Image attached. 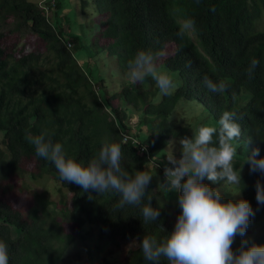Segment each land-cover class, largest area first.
I'll return each instance as SVG.
<instances>
[{"label": "trees", "instance_id": "16d2710c", "mask_svg": "<svg viewBox=\"0 0 264 264\" xmlns=\"http://www.w3.org/2000/svg\"><path fill=\"white\" fill-rule=\"evenodd\" d=\"M90 2L92 11L100 16L91 55L104 52L114 57L124 75L138 50L150 51L155 58L160 56L157 65H162L177 85L171 95L160 94L156 100L157 87L151 78L147 87L129 82L109 93L99 72L78 64L61 29L56 30L47 18L40 5L49 8V0L42 4L0 0V240L8 245L9 264H59L75 237H82L80 229L85 222L95 223L98 239L111 246H116L118 239L134 241L124 264H153L143 258L139 240L143 235L163 237L171 232L180 212L177 194L166 193L153 179L146 191L160 216L149 223L143 222L138 206L116 210L118 195L96 196L94 191L84 192L74 183L62 182L51 162L36 157L34 147L25 140L26 132L38 134L47 129L54 142L63 144L67 155L85 163L107 138L120 144L122 165L131 174L153 159V169L163 178L164 155L168 153H163L164 149L172 137H179L170 115L179 107L175 108L178 100H196L201 105L200 125L216 126L224 111L237 112L242 133L234 167L239 168L245 153L254 147L264 157V30L253 28L264 10V0ZM52 6L58 7V0ZM183 18L195 21V31L181 41L176 20ZM13 35L15 42L2 41ZM21 35L34 36L43 50L15 51ZM170 44L172 51L164 56L162 51ZM252 58L258 59L259 65L249 79L246 69ZM204 76L228 81L229 88L223 93L211 92L203 83ZM128 111L138 116L136 131L125 122ZM188 130L192 135V129ZM122 133L135 137L137 143L125 140ZM174 153L179 157V151ZM240 175L239 194L235 197L227 191L237 189L221 183L222 198L246 199L255 213L250 223L264 220V205L257 203L255 190L257 181L264 186V173L250 172L244 163ZM25 176L32 180L48 176L67 190L69 200L59 209V219L49 215L51 202L45 190L33 191L34 205L26 211L8 198L17 180ZM147 202L145 197L143 203ZM66 224L75 225L77 232L65 231ZM255 241L264 245V234ZM96 264L109 262L101 259ZM159 264L167 261L162 259Z\"/></svg>", "mask_w": 264, "mask_h": 264}, {"label": "clouds", "instance_id": "9594fccd", "mask_svg": "<svg viewBox=\"0 0 264 264\" xmlns=\"http://www.w3.org/2000/svg\"><path fill=\"white\" fill-rule=\"evenodd\" d=\"M177 37L184 38L195 31L191 18L177 19ZM259 60L252 58L246 73L252 78ZM127 78L132 84L142 83L146 78L155 82L162 96L171 95L173 78L157 67L155 56L150 51L138 50L127 64ZM205 87L214 93H223L229 88L225 80L213 81L204 76ZM241 125L236 111H224L217 125H201L192 130L191 137L178 139L180 155L172 150L165 154L167 163L163 168L160 188L166 193L175 192L180 212L174 228L163 237L143 235L138 245L143 258L153 264L162 259L167 264H264V245L249 243L245 233L250 218L255 215L246 199L225 200L219 185L235 188L227 191L239 194L241 171L247 163L250 172L264 173V157L254 147L244 155L240 167L234 165L238 155ZM215 136V141H214ZM52 134L43 129L38 134L25 133V140L32 145L36 157L51 162L62 182L74 183L84 192L94 191L97 195H118L114 208L138 206L144 223L157 221L158 207L151 204L148 185L153 174L137 170L131 174L122 165V151L119 143L104 138L99 150L86 163L67 155L62 143L54 142ZM171 165V166H169ZM218 185L210 187L209 183ZM256 201L264 205V186L255 185ZM147 197V203H143ZM93 199L91 195L88 197ZM241 238L240 245L233 251L235 238ZM0 264H9L8 245L0 240Z\"/></svg>", "mask_w": 264, "mask_h": 264}, {"label": "rangeland", "instance_id": "374dc122", "mask_svg": "<svg viewBox=\"0 0 264 264\" xmlns=\"http://www.w3.org/2000/svg\"><path fill=\"white\" fill-rule=\"evenodd\" d=\"M37 3H41L43 0H31ZM92 1V0H91ZM50 7L47 8L45 14L47 18L52 22L56 30L59 28L63 33V39L66 43V47L72 51L76 61L82 67L90 66L94 69V72L98 71L102 76L106 91L109 93L117 92L123 85L129 84L127 73L121 75L117 69L114 57L106 55L104 52L93 54L95 47L92 45V39L95 36L97 30V20L99 15L93 12L91 9L90 0H58V7L54 8L52 4L54 0H49ZM84 3V4H83ZM94 6V5H93ZM254 31L264 30V10H261L259 17L253 22ZM17 43L14 44L15 51L28 52L34 47L43 50L34 36L21 35ZM3 42L11 43L16 41V37L7 36L3 38ZM68 44V45H67ZM172 51V45H167L162 51L163 55H168ZM17 53V52H16ZM91 55V56H90ZM160 56L155 58L156 64L159 63ZM162 69V65H157ZM170 75V73H168ZM150 78H146L141 87H147ZM174 81V87L177 85ZM154 99H158L160 92L158 88L155 89ZM119 105H123L119 99ZM179 106V107H177ZM176 111L170 115L173 126L178 127V139L183 136H191L189 128L194 130L201 126L199 117L201 114V105L196 100H178L175 108ZM126 123L136 131L135 124L138 121V116L135 112H127ZM169 120V121H170ZM208 125V124H206ZM143 130V126H140V130ZM143 136V131L140 133ZM177 138H171L170 144L165 147L163 153H169L172 150L174 152L179 151V144ZM153 164H156L155 160H149L142 170L149 171L153 174V180L157 185L163 180L158 173L153 169ZM163 166V165H162ZM162 189V188H161ZM45 190L49 193L48 199L51 204L47 206V210L50 216H59V209L62 205H66L69 200V194L66 189L60 187L57 181L48 176H42L39 179H29L23 177L18 179L16 187L8 193V198L11 199L16 205L21 207L24 211L34 205L32 195L33 191ZM47 194V193H46ZM237 195H235L236 197ZM65 231L70 233H76L77 227L75 225L66 224ZM80 235H77L75 239L67 247L63 254V257L59 264H96L101 259H106L109 264H124L127 256L128 249L135 246L134 241L126 239H118L116 246H111L104 239H98L97 237V225L95 223L85 222L82 229H80ZM264 234V220L256 223H250L245 233V239L249 243L257 244L255 239ZM241 238L237 236L232 245L233 251H236L240 245ZM259 245V244H258Z\"/></svg>", "mask_w": 264, "mask_h": 264}, {"label": "built area", "instance_id": "2783aa9c", "mask_svg": "<svg viewBox=\"0 0 264 264\" xmlns=\"http://www.w3.org/2000/svg\"><path fill=\"white\" fill-rule=\"evenodd\" d=\"M39 4H41V3H39ZM40 6H41V8H43L44 11L47 10V6L46 5H44V6L40 5ZM121 135H122L121 137H123L125 140H129L130 139V141H132V143H135V144L137 143L136 138L130 136L128 133H122Z\"/></svg>", "mask_w": 264, "mask_h": 264}, {"label": "bare ground", "instance_id": "6f19581e", "mask_svg": "<svg viewBox=\"0 0 264 264\" xmlns=\"http://www.w3.org/2000/svg\"><path fill=\"white\" fill-rule=\"evenodd\" d=\"M68 45V44H67Z\"/></svg>", "mask_w": 264, "mask_h": 264}]
</instances>
